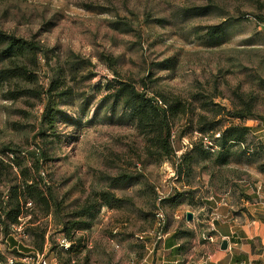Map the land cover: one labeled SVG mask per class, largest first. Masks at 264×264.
<instances>
[{
    "label": "rangeland",
    "instance_id": "374dc122",
    "mask_svg": "<svg viewBox=\"0 0 264 264\" xmlns=\"http://www.w3.org/2000/svg\"><path fill=\"white\" fill-rule=\"evenodd\" d=\"M261 23L264 0H0V28L39 42L45 61L63 65L69 53L91 61L90 78L81 74L72 82L65 74L74 94L57 100L63 114L57 113L54 130L41 122L44 99L6 100L10 86L0 87V151L43 149V181L67 220L76 219L68 215L85 202L100 206L96 194L102 191L120 200L83 219L88 225L75 230L71 253L60 245L64 235L57 233V220L44 217L47 238L38 252L47 264H163L169 252L156 239L158 207L165 215L163 235L179 231L186 238L178 254L184 263L210 264V254L196 248L221 217L215 201L229 198L237 214L242 206L232 195L258 182L261 189L264 185ZM103 56L115 59L121 80L139 90L145 84L149 96L162 95L169 104H183L186 111L169 119L174 156L148 155L147 137L122 106L102 102L115 77ZM36 74L37 82L22 87L41 91L53 76L42 61ZM243 103L259 118L241 121L226 115ZM201 115L217 121L215 133L231 125L248 128L246 141L228 145L221 159L217 153L204 154L196 132ZM25 222L13 227L7 240L0 234V264L9 259L37 264V258L19 257L10 241L28 249L23 253L37 251L33 236L21 234Z\"/></svg>",
    "mask_w": 264,
    "mask_h": 264
},
{
    "label": "trees",
    "instance_id": "16d2710c",
    "mask_svg": "<svg viewBox=\"0 0 264 264\" xmlns=\"http://www.w3.org/2000/svg\"><path fill=\"white\" fill-rule=\"evenodd\" d=\"M218 33L219 30L212 34L217 35ZM42 53L45 54V51L39 42L17 37L0 28V87L10 86L4 93V98L15 100L20 96L27 95L38 97L41 101L44 99L41 122L46 123L49 129L54 130L57 113H62L57 106V100L64 101L74 94V87L70 84L67 85L65 74L69 75L68 81L72 82L76 81L81 74H83V78L88 79L91 76L89 69L91 61L84 56L69 53L65 65L54 62L53 66L49 59L45 61L43 57L39 56ZM102 59L115 74L114 79L106 86L107 92L102 96V102L111 101L114 106L118 103L122 106L123 114L127 115L139 132L147 137L145 151L148 155L174 156L175 151L170 140L169 119L174 118L179 112L183 114L186 111L183 104L177 100L169 104L162 95V99L149 96L145 84L142 86V90H139L132 81L127 82L118 78L114 67V58L103 56ZM41 61L53 72V76L46 79V88L36 91L26 86L22 87L25 83L37 82L36 72ZM85 99L88 101L89 98ZM162 103L164 104L162 105ZM226 115L241 121L259 118L254 114L251 105L247 103H243L240 108H235L233 111L227 110ZM197 124L199 128L196 132L200 135L210 136L217 147L216 150L206 149L202 139L198 138L202 151L204 154L217 153L220 159L223 155L225 157L228 154V145L245 142L249 132L246 127L231 125L216 132L219 137L214 138L215 129L218 126L217 121L208 119L206 115H201ZM41 130L43 132V129ZM263 149L264 146L261 147V150ZM44 156L43 149L39 148L27 152L14 148H4L0 151V234L7 240L10 237L9 231L13 227H22L23 222L26 221L24 223L26 231L24 230L21 234L24 239L31 234L34 238L33 248L37 250L31 251V253L25 252V254L22 250L28 251V249L20 242L15 243L14 239H10L21 258L34 257L36 259L37 256H41L39 252L43 251V245L47 238L46 227H42L44 217L51 214L57 220V233H63L62 239L68 243L67 247L64 245L61 247L66 253H71L74 250L72 239L75 230L88 225L83 219L98 207L104 205L113 208L120 202L111 192L102 191L96 194V198L101 202L100 206L95 202H85L68 215V217L76 219L67 220L62 214L61 203L57 200L54 191L43 181L41 168L45 160ZM122 177L124 180L128 179V176ZM162 201L164 200L162 199ZM28 202L31 205H28ZM180 249L179 247L178 253Z\"/></svg>",
    "mask_w": 264,
    "mask_h": 264
},
{
    "label": "crops",
    "instance_id": "0c3cea01",
    "mask_svg": "<svg viewBox=\"0 0 264 264\" xmlns=\"http://www.w3.org/2000/svg\"><path fill=\"white\" fill-rule=\"evenodd\" d=\"M258 184L251 190L242 189L232 195L242 206L237 214L230 210L233 202L229 198L219 203L215 201L221 217L211 223L212 231L204 238L203 245L196 248L197 252L204 248L210 254V264H264V185L261 189ZM185 239L179 231L164 234L160 244L169 256L163 264H186L177 252ZM223 239L228 242L225 250H221Z\"/></svg>",
    "mask_w": 264,
    "mask_h": 264
},
{
    "label": "built area",
    "instance_id": "2783aa9c",
    "mask_svg": "<svg viewBox=\"0 0 264 264\" xmlns=\"http://www.w3.org/2000/svg\"><path fill=\"white\" fill-rule=\"evenodd\" d=\"M260 27L264 28V23H261ZM218 137H219V134L216 133L214 135V138H218ZM199 138L202 139V143L204 145V148L209 149V150H216L217 149V147L214 145L213 140L207 134H205V135H200L199 134ZM161 199H162V197L158 198L159 201ZM28 205H31V204L28 202ZM155 215H156V218H157V224H158L157 227L159 228L158 231L155 232L156 236H157L156 239L157 240H162L163 236H164L163 233H162L163 232L162 228H163V225H164V222H165V215H164L162 209L159 208V207L156 209ZM16 228L20 229L21 226H18ZM60 245H64L65 247H67L68 243L64 239H61L60 240ZM37 259H38L36 261L37 264H47L46 259H44L42 255L41 256H37ZM8 263L9 264H14V261L12 259H9Z\"/></svg>",
    "mask_w": 264,
    "mask_h": 264
},
{
    "label": "water",
    "instance_id": "95a60500",
    "mask_svg": "<svg viewBox=\"0 0 264 264\" xmlns=\"http://www.w3.org/2000/svg\"><path fill=\"white\" fill-rule=\"evenodd\" d=\"M186 214H187V221H191L193 218L192 214L189 212ZM227 247H228V242L225 239H223L221 241V250H223V249L225 250V249H227Z\"/></svg>",
    "mask_w": 264,
    "mask_h": 264
}]
</instances>
